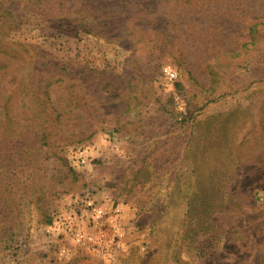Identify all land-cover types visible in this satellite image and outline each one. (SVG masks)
<instances>
[{"label":"rangeland","instance_id":"374dc122","mask_svg":"<svg viewBox=\"0 0 264 264\" xmlns=\"http://www.w3.org/2000/svg\"><path fill=\"white\" fill-rule=\"evenodd\" d=\"M59 1L0 0V264H261L264 0Z\"/></svg>","mask_w":264,"mask_h":264},{"label":"trees","instance_id":"16d2710c","mask_svg":"<svg viewBox=\"0 0 264 264\" xmlns=\"http://www.w3.org/2000/svg\"><path fill=\"white\" fill-rule=\"evenodd\" d=\"M73 1L76 2V1H81V0H60L59 1V5L63 6V3H66V2H72L73 3ZM86 1L89 2L90 0H86ZM135 1L133 0L131 2V4L135 3ZM110 7L114 9V8H116V4L114 2H111V5H106V6L103 7V9L105 10V12H104L105 16H108V19L112 18V19H116L117 21H119V18H120V16H122L123 11L120 10L118 12V10L114 9L112 12H110L109 11ZM256 30H258V29H254L252 31H254V33H255ZM253 40H254V44L253 45H256L257 44V37L253 36ZM2 126H3L2 127L3 131H7V130H9L8 126H10V124H9V122H7V123H4ZM2 142H3L2 143V147L4 148V153H7L8 155L11 153V154H13L16 157L17 156V152L16 151H12V147L10 145H7L6 142H4V141H2ZM51 143H52L51 141L47 140V136H43L42 137L41 144L43 146H49L50 147ZM40 151H43V149L40 148ZM45 154H47V153H45ZM4 161L8 164V162L10 160L9 159H5ZM64 164H67V162L64 161ZM32 169L35 170L36 168H32ZM69 171H71V170L69 169ZM32 172L28 174V178L26 177V180H29V179L33 178V173ZM10 194H11L10 192H7L6 194H5V192H3V194H1V195L7 196V195H10ZM2 201L3 200L1 199V202ZM190 205H192V204H190ZM0 207H1V212H5L3 214H8L9 212H11V216L13 215L14 205L10 204L9 202H4V203H0ZM208 225H210V224H208ZM204 227L209 228V226H207V225H204ZM212 231H214V229H212ZM214 235H215L216 238H218L220 234H219V232H217L215 230ZM206 237H208V240L210 241L213 238L212 232L208 231V235ZM212 250L215 251L217 249L212 247ZM220 252L221 253H212V258L209 261V264H221L220 263V261H221L220 259H221V255L223 254V251L221 250ZM259 255L262 257V254L260 252H259ZM261 264H264V257H262V259H261Z\"/></svg>","mask_w":264,"mask_h":264},{"label":"built area","instance_id":"2783aa9c","mask_svg":"<svg viewBox=\"0 0 264 264\" xmlns=\"http://www.w3.org/2000/svg\"><path fill=\"white\" fill-rule=\"evenodd\" d=\"M170 77L174 78L175 74L171 73ZM82 155L83 153L81 154V156ZM88 206L93 208L95 220H99L104 216L103 210L99 209L98 207H95L94 203L88 202ZM74 239L79 245L86 247V248H90L94 241L93 237L90 234L85 233L83 231H75Z\"/></svg>","mask_w":264,"mask_h":264}]
</instances>
